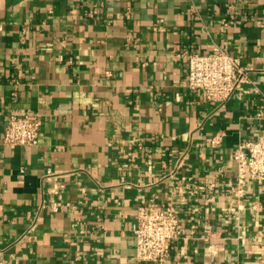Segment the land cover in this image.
Masks as SVG:
<instances>
[{
  "label": "crops",
  "instance_id": "0c3cea01",
  "mask_svg": "<svg viewBox=\"0 0 264 264\" xmlns=\"http://www.w3.org/2000/svg\"><path fill=\"white\" fill-rule=\"evenodd\" d=\"M219 49L249 68L225 107L186 82L187 53ZM263 97L264 0H0V264H138L141 205L180 217L143 264H264V184L233 192ZM12 112L37 145L4 144Z\"/></svg>",
  "mask_w": 264,
  "mask_h": 264
},
{
  "label": "built area",
  "instance_id": "2783aa9c",
  "mask_svg": "<svg viewBox=\"0 0 264 264\" xmlns=\"http://www.w3.org/2000/svg\"><path fill=\"white\" fill-rule=\"evenodd\" d=\"M188 70L186 82L191 90H203L207 99L219 107H225L236 88L248 79L249 68L241 58L228 50L219 49L211 54L197 51L187 53ZM264 99V97H263ZM253 118H264L259 111ZM3 142L8 146H35L39 143L41 121L31 112H12L7 115ZM223 135L217 132L206 139L210 147L218 146ZM237 164V177L233 188L238 207L244 204V189L250 182L264 184V133L253 139L241 140L233 151ZM182 165L179 161L177 167ZM196 186L193 192L198 191ZM206 187L214 191L216 183ZM135 259L138 264L162 263L171 257V244L179 237L180 217L171 205H141L136 214Z\"/></svg>",
  "mask_w": 264,
  "mask_h": 264
}]
</instances>
